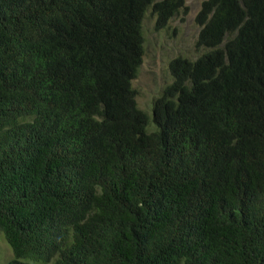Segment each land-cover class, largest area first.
Wrapping results in <instances>:
<instances>
[{"label": "trees", "instance_id": "1", "mask_svg": "<svg viewBox=\"0 0 264 264\" xmlns=\"http://www.w3.org/2000/svg\"><path fill=\"white\" fill-rule=\"evenodd\" d=\"M184 3L0 0L7 264H264V0L203 1L150 117L143 20Z\"/></svg>", "mask_w": 264, "mask_h": 264}, {"label": "rangeland", "instance_id": "2", "mask_svg": "<svg viewBox=\"0 0 264 264\" xmlns=\"http://www.w3.org/2000/svg\"><path fill=\"white\" fill-rule=\"evenodd\" d=\"M204 0H185L184 9L173 18L168 26L154 29L155 17L149 10L142 24L144 56L137 78L132 82L136 92L137 107L152 115L153 101L172 82L169 63L176 57L195 59L200 51L195 47L200 31L195 23ZM150 130L153 126L150 125ZM12 253L0 233V264H7Z\"/></svg>", "mask_w": 264, "mask_h": 264}]
</instances>
